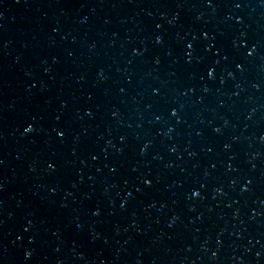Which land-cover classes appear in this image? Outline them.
<instances>
[{"label": "water", "instance_id": "95a60500", "mask_svg": "<svg viewBox=\"0 0 264 264\" xmlns=\"http://www.w3.org/2000/svg\"><path fill=\"white\" fill-rule=\"evenodd\" d=\"M0 264H264V0H0Z\"/></svg>", "mask_w": 264, "mask_h": 264}]
</instances>
